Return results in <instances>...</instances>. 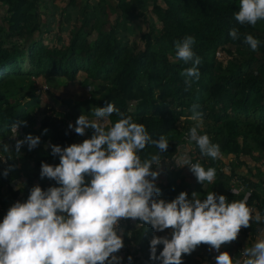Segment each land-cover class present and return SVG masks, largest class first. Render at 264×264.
I'll return each mask as SVG.
<instances>
[{
	"label": "trees",
	"instance_id": "1",
	"mask_svg": "<svg viewBox=\"0 0 264 264\" xmlns=\"http://www.w3.org/2000/svg\"><path fill=\"white\" fill-rule=\"evenodd\" d=\"M37 1L0 0L4 8L0 38L31 33L33 28L29 24ZM112 1L118 13L111 27L124 29L134 16L150 18L149 25L140 33L139 44L131 45L110 30L91 26L84 20L68 27L62 46L47 45L35 38L12 47L0 44V137L7 138L10 127L18 124L25 136L32 134L40 138L35 148L29 150L25 143L19 153L11 139L0 142L1 152L9 158V166H13H8L7 175H4L6 169L0 170V221L12 204L27 200L33 186L39 185L44 190L58 186L56 181L41 178L39 174L42 162L59 164V156L52 154L51 145L64 148L92 136V129H86L85 136L70 133L64 127V119L81 114L90 117L92 110L107 103L143 124L151 139L163 135L168 148L161 156L168 158L174 155L176 143L183 142L175 126L177 120H191V106L199 105L197 111L203 119L200 134H207L213 143L219 144L223 158L213 160L201 155L193 142L195 151L190 160L199 162L205 169L215 168V181L204 182L202 188L196 178L180 177L177 171L167 172L163 180H155L160 189L159 198L171 201L188 186L190 193L195 192L201 200L212 191L231 202L243 199V192L248 190L251 194L247 205L264 215V189L260 187L264 183V21H258L254 27L240 25L235 19L240 0H160V3L148 0L150 7L143 11L139 8L140 0ZM234 28L241 33L238 40L229 35ZM245 34L259 41L256 51L244 43ZM186 36L194 37L192 48L201 61L199 78L192 79L190 84L185 83L181 72L191 64L176 60L174 47L175 41ZM237 47L244 49L246 55H232ZM219 50L223 58L217 56ZM24 59L26 68L20 64ZM38 78L56 80L64 86L92 88L84 99L59 100L72 105L77 115L60 113L54 105L40 114ZM56 98L54 95L53 99ZM131 100L135 104L129 111L127 104ZM118 118L114 113L109 119L114 123ZM5 144L10 145L7 153L3 150ZM153 154H159V150L151 143L138 153L141 160ZM223 164L230 166L229 175L221 171ZM233 175L243 189L238 196L229 192ZM85 179L87 182L90 178ZM255 225L264 229V222L253 221L243 230L254 233ZM153 236L151 226L141 224L132 240L141 260L161 264L150 259L149 244ZM162 248V244L157 246V255ZM194 263L191 254L182 255V264Z\"/></svg>",
	"mask_w": 264,
	"mask_h": 264
},
{
	"label": "clouds",
	"instance_id": "2",
	"mask_svg": "<svg viewBox=\"0 0 264 264\" xmlns=\"http://www.w3.org/2000/svg\"><path fill=\"white\" fill-rule=\"evenodd\" d=\"M235 19L240 25L253 27L264 21V0H240ZM229 35L238 40L241 33L234 28ZM244 43L252 51L259 46L251 34L244 35ZM193 44L192 36L174 42L176 60L191 64L181 72L186 84L200 74L201 61ZM198 107L191 106L194 125L187 139L196 144L201 155L222 159L219 144L207 134H200L203 119ZM114 113L119 118L113 123L109 118ZM20 123L26 126V122ZM18 127L14 125L16 133ZM68 127L80 136L86 129H92L93 134L64 148L51 145L59 164L42 162L39 174L56 181L58 186L44 190L35 185L26 201L9 207L0 221V264H118L120 257L115 254L124 246L118 224L128 218L150 225L155 231L171 230L170 238L153 236L150 240V259L161 264H182V255L191 254L201 244L218 252L215 264H264V232L251 247L242 250V260L234 262L227 251H220L221 245L237 239L242 227H250L253 221L264 222V215L247 205L250 191L243 199L231 202L212 191L203 200L195 192L189 198L181 191L171 201H165L159 198L160 189L155 184L159 172L152 167H160L161 153L167 151L168 140L163 135L151 139L143 124L125 116L112 103L92 110V118L81 114L75 126L69 123ZM25 143L32 150L40 138L27 134L23 140H16L17 153ZM149 143L159 154L141 160L138 153ZM3 150L7 153L9 147L4 145ZM172 159L178 167L188 165L202 185L215 181V168L192 163L187 154ZM7 172L8 169L4 175ZM85 177L90 179L86 182ZM231 191L238 196L243 189ZM161 244L163 248L157 255Z\"/></svg>",
	"mask_w": 264,
	"mask_h": 264
},
{
	"label": "rangeland",
	"instance_id": "3",
	"mask_svg": "<svg viewBox=\"0 0 264 264\" xmlns=\"http://www.w3.org/2000/svg\"><path fill=\"white\" fill-rule=\"evenodd\" d=\"M158 2L160 3V0ZM139 4L140 11H143L146 7H150L148 0H140ZM117 13L118 11L112 0H38L35 14L32 16L33 21L29 24V28H33L31 33L24 37L14 36L6 38L3 36L0 38V44L12 47L22 44L24 41L29 42L32 38H35L47 45L62 46L67 39L68 27H71L78 20H84L94 27L110 30L116 36L127 40L131 45L139 44L140 33L149 25L148 20L150 18L147 15L134 16L125 24L124 29L111 27V21ZM3 16L4 8L0 4V19ZM151 23H153V26H157L156 22ZM63 26H66V28ZM246 53L244 49L238 47L232 50V55L245 56ZM217 56L223 58V52L219 50ZM20 64L26 68L27 63L25 59ZM37 83L47 84L50 90L40 95V101L49 102L57 107L60 113L69 115H77L78 113L72 105L67 106L59 100L68 98L71 101L81 100L85 98L88 91V89H83L78 85L64 86L56 80L44 81L38 78ZM54 95L57 96L56 100L53 99ZM193 125L194 122L188 118L184 120L179 118L175 124L176 127L182 128L187 126L192 127Z\"/></svg>",
	"mask_w": 264,
	"mask_h": 264
},
{
	"label": "built area",
	"instance_id": "4",
	"mask_svg": "<svg viewBox=\"0 0 264 264\" xmlns=\"http://www.w3.org/2000/svg\"><path fill=\"white\" fill-rule=\"evenodd\" d=\"M48 86L45 84H39L37 85L36 92L38 94H42L47 90ZM92 87L86 86L85 89H91ZM134 101H129L127 104V108L129 111H132L134 109ZM131 106V107H130ZM48 105L46 102L40 101L39 106V112L42 114L44 111L48 109ZM78 118V116L73 117L69 116L64 119V127L66 130H68L70 133H75L73 129H69L68 125L71 123L73 126H75V121ZM89 118H92L90 116ZM16 125V124H14ZM14 125H12L9 129V135L7 138H1L0 142L6 141L8 139L12 140V144H16V140H23L25 137V133L22 131L20 126L17 129V133L15 132ZM177 128V127H176ZM191 126L187 127H178V130L181 132L180 137L183 139V142L176 143L175 146V153L172 157H162L161 165L159 168H156L155 165H153V170H156L159 172V175L157 177V181L163 180L165 178V175L167 172L171 171H177L180 177L188 178V179H195L196 177L192 172L189 170L188 165H184L181 167H178L175 163V161L172 159L174 157H178L181 154H187V156L191 159V154L195 151V145L193 142H190L187 137L189 133V129ZM86 134V131H85ZM84 134V136H85ZM15 135V136H14ZM82 140H78V143H81ZM9 166V158L3 154L0 150V170L7 169ZM221 171L224 174L229 175L230 173V166L228 164H223L220 166ZM205 185H202V188H204ZM261 189H264V183H261L260 185ZM242 189V186L240 185L236 175H233L230 177V186H229V192L232 193L231 189ZM185 192L190 194L191 197V189L186 186L184 188ZM249 192L248 190H245L243 192V197L245 193ZM251 208V207H250ZM141 227V223L138 220L133 219H121L118 224V235H121V238L123 239V248L119 250L117 255L120 257V260L118 264H149L147 261L141 260V258L138 256L137 253V246L132 240L133 233L138 230ZM256 231L254 233L250 232L249 229L243 230V227L241 228L238 237L235 241L221 245L220 251H227L229 255L232 257L233 261L236 260H242L244 257L241 255L242 250L245 247H251L257 237L264 232L263 228H260L258 225H255ZM151 234L155 236H166L168 238L171 237V230L165 229L164 231H155L151 227ZM218 254V252L214 249H212L209 245L201 244L199 245L194 251L191 252L192 260L195 262L194 264H215V256ZM131 256V261L128 260V257ZM107 264V262H106Z\"/></svg>",
	"mask_w": 264,
	"mask_h": 264
},
{
	"label": "crops",
	"instance_id": "5",
	"mask_svg": "<svg viewBox=\"0 0 264 264\" xmlns=\"http://www.w3.org/2000/svg\"><path fill=\"white\" fill-rule=\"evenodd\" d=\"M47 104H48V106H53V104H51V103H49V102H47ZM5 145H7V144H5ZM8 146V145H7ZM9 147V146H8Z\"/></svg>",
	"mask_w": 264,
	"mask_h": 264
},
{
	"label": "water",
	"instance_id": "6",
	"mask_svg": "<svg viewBox=\"0 0 264 264\" xmlns=\"http://www.w3.org/2000/svg\"><path fill=\"white\" fill-rule=\"evenodd\" d=\"M104 86H102V88H103Z\"/></svg>",
	"mask_w": 264,
	"mask_h": 264
}]
</instances>
